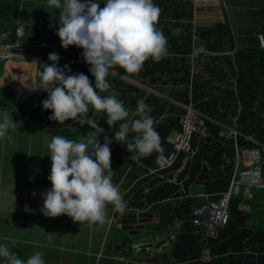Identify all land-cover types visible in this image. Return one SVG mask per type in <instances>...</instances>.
Returning a JSON list of instances; mask_svg holds the SVG:
<instances>
[{
	"label": "trees",
	"instance_id": "trees-1",
	"mask_svg": "<svg viewBox=\"0 0 264 264\" xmlns=\"http://www.w3.org/2000/svg\"><path fill=\"white\" fill-rule=\"evenodd\" d=\"M21 1L0 0V31L14 29ZM97 2L104 6V0ZM153 2L162 10L157 28L168 38L169 54L159 62L149 59L139 74H129L117 68L115 74L108 77L111 90L130 113H135L137 101L142 98L151 107V115L156 120L154 127L161 137L164 152L172 145L168 134L172 131L175 135L179 130V117L184 111L182 105L191 103L204 118L206 131L203 136L193 135L192 143L197 145V150L174 180L169 181L178 168L179 157L167 169L156 168L158 153L155 152L131 160L129 157L134 153H129L126 146L113 139L116 127L109 128L106 115H97V124L104 129L99 136L100 143L103 144L105 136L112 140L109 147L113 183L119 186L126 201L123 212L111 204L107 208L114 209V217L117 212H150L151 221L155 220L152 229L158 233L167 232L160 246L140 245L142 251L135 253L132 239L121 232L124 225L113 221L116 222L114 229L107 226L92 259L95 264H264V230L247 226L249 211L241 208L243 200H253L257 194L264 196V189L254 190L251 199L231 196L228 221L213 238L204 236L202 228L191 222L190 214L193 206L206 202V199L215 200L229 182L234 147L231 139L218 136L222 125L233 126L239 133L235 142L240 154L253 145L246 137L264 143V48L257 47L254 37L256 31L264 30V22L254 33L250 29L242 34V43L236 46L226 22L192 25V0ZM254 20L252 18V22ZM21 37L17 38L19 45ZM243 39L247 41L243 42ZM10 41H14L13 36ZM195 44L202 45L205 52L190 59ZM15 50L34 55L35 89L39 85L37 73L42 70L39 64L52 63L48 60L49 53L58 54V67L68 65L66 75L83 73L95 85L89 65L81 57L83 49L75 45L62 48L57 35L54 48L33 45ZM47 98L48 94L43 90L25 93L0 86V112L10 114L13 121L30 122L44 129L69 126L93 131L89 125L81 126L73 120L64 124L50 120L51 110L42 108L40 112V105L34 106ZM23 116H26L25 122L20 119ZM93 116L94 113H88V118ZM119 123L122 122H117V130ZM134 135L129 133L130 137ZM262 167L264 171V155ZM192 184L201 188L199 194L188 192ZM203 193L208 195L207 198L200 195ZM127 217L124 215L123 219L127 220ZM125 231L129 234L127 229ZM148 247L152 249L146 252ZM204 252L206 258H203Z\"/></svg>",
	"mask_w": 264,
	"mask_h": 264
},
{
	"label": "clouds",
	"instance_id": "clouds-1",
	"mask_svg": "<svg viewBox=\"0 0 264 264\" xmlns=\"http://www.w3.org/2000/svg\"><path fill=\"white\" fill-rule=\"evenodd\" d=\"M47 3L58 13L51 15L59 21L56 35L61 47L75 45L83 49L81 57L89 65L95 85L83 73L66 75L68 65L58 67L56 53L48 55L51 64H39L42 69L37 73L39 85L33 91L47 92L48 98L41 103L43 109L51 110L49 119L60 124L73 120L93 129L79 140L52 136L48 144L51 167L47 178L51 188L43 193L40 211L45 217L63 214L75 222L104 223L107 206L111 204L123 212L126 201L119 186L113 183L109 147L112 140L105 136L103 144L100 143L104 129L98 126L97 115H106L109 128L116 127L113 139L134 153L129 157L131 160L164 152L151 107L142 98L137 101L135 113H130L111 90L108 80L117 68L139 74L146 61L159 62L169 54L168 38L157 28L162 10L153 0H104L103 7L97 0H47ZM89 112L94 113L92 118H88ZM117 122H122L118 130ZM15 128L16 123L6 113L0 122V139ZM129 133L136 135L130 137ZM253 158L260 159L259 150H254ZM25 211L31 210L26 207ZM0 258L3 264H45L42 252L37 251L24 261L7 243L0 244Z\"/></svg>",
	"mask_w": 264,
	"mask_h": 264
},
{
	"label": "rangeland",
	"instance_id": "rangeland-1",
	"mask_svg": "<svg viewBox=\"0 0 264 264\" xmlns=\"http://www.w3.org/2000/svg\"><path fill=\"white\" fill-rule=\"evenodd\" d=\"M220 2L224 20L233 33L235 45L238 46L240 44L238 41V37L241 36L240 30L250 29L255 21L248 22L245 19L246 17L243 14V0H220ZM227 2L229 5L226 6ZM51 14L58 15L56 9L48 6L47 0H22L17 21L24 28V37L20 38L19 42H27L33 45L39 43L38 45L44 44L50 48H54L59 21L58 19H54ZM50 23L52 25L51 27L49 26ZM0 115V122H2L5 112H0ZM13 122L16 123V128L9 129L8 136L0 139V196L1 192H3V196L22 197L25 205L29 204L31 198L40 197V207L42 208L43 193L51 188V183L47 178L50 175L51 167L48 144L51 142L52 136L63 135L69 139L79 140L91 131L69 126L51 130L44 129L40 125L30 122L24 124L16 121ZM173 136L174 132L171 131L168 134V140L171 141ZM200 191L201 188L198 185L192 184L188 187V192L191 195L199 194ZM252 204L254 206L253 208H251ZM241 208L249 211V217L246 221L247 226L256 230H264V196L262 194H257L253 200H243ZM120 215L121 213L117 212L116 217L118 218ZM40 216V218H45L42 213H40ZM48 220L47 224L53 223L54 228L65 227V233L71 235L64 236L63 238L74 242H77L80 238L78 235H73L77 234L75 228L85 225L87 229H93L97 226L93 223L94 225L92 227V222L89 221L75 222L71 217L63 214L58 217H53V220ZM22 224L28 226L30 222L28 219H25ZM115 225L116 222L106 223V227L110 226L111 230L114 229ZM154 226L155 220L143 223V227L138 229L135 234H128L125 229L121 230V232L132 239L131 241L133 243L131 246L135 253H137L142 251L143 246L141 247L140 245H149L152 247L165 236L167 231L165 233H158L157 230L152 229ZM24 230L28 232L30 228L25 227ZM96 230H99V228H96ZM149 240L151 241L150 243H148ZM151 247H148L146 252ZM82 254L84 258L90 260V256H88L90 253H85L88 257H85L84 253ZM83 257H80L82 261L84 259Z\"/></svg>",
	"mask_w": 264,
	"mask_h": 264
},
{
	"label": "crops",
	"instance_id": "crops-1",
	"mask_svg": "<svg viewBox=\"0 0 264 264\" xmlns=\"http://www.w3.org/2000/svg\"><path fill=\"white\" fill-rule=\"evenodd\" d=\"M220 4V0H192V25L209 26L216 22H225ZM227 5H229L228 2ZM243 14L248 22L252 21V18L256 19L254 20V25L250 27L254 33L264 22V0H243ZM17 24H19L18 21ZM21 27L23 30L21 38H23L24 28L22 25ZM250 29L240 30V35L242 36V34ZM241 36L238 37L239 43H242ZM245 41L247 39H243V42ZM20 44L23 46H33V44H28L27 42ZM198 45L195 44L193 47H197ZM38 46L48 47L44 44ZM0 64V86L2 88L16 92H33L35 89L34 60H7ZM6 81L10 82L9 86H6ZM16 85H20V90H16ZM2 194L3 192H1L0 196V244L7 243L8 247L24 261L35 252L40 251L43 253L45 264H95L92 255L98 252L97 250L103 241L107 230L106 223L109 224L117 220L114 217L113 209L107 208L105 222L94 223L99 230H96V228L87 229L85 225L75 228L77 234L73 235H78L80 238L77 242H74L63 238L64 236L71 235L65 233V227L54 228L53 223L47 224L48 219L53 220V217L40 218V197L31 198L29 204L25 205L22 197H7ZM26 207L31 211L26 212ZM25 219H28L30 222L28 226L22 224ZM94 224L92 223L91 226L93 227ZM25 227L30 228V230L26 232L24 230ZM86 251L90 253L88 255L90 256V260L82 256V253H84V256L88 257L85 254L87 253ZM80 257L84 258L83 261ZM0 264H3L2 258H0Z\"/></svg>",
	"mask_w": 264,
	"mask_h": 264
},
{
	"label": "built area",
	"instance_id": "built-area-1",
	"mask_svg": "<svg viewBox=\"0 0 264 264\" xmlns=\"http://www.w3.org/2000/svg\"><path fill=\"white\" fill-rule=\"evenodd\" d=\"M23 34L22 27L16 24L13 30L0 31V62L7 60H34V55H24L16 51L19 45L17 38ZM14 37V41H10V37ZM257 47L264 48V30L257 31L254 35ZM26 47V46H24ZM205 49L202 45L193 47L189 55L190 59L196 58L199 54L204 53ZM10 82L6 81V86ZM16 90H20V85L15 86ZM183 113L179 117V130L171 140V148L158 154L155 159L157 169H167L177 161L178 168L173 172L169 181H173L175 175L180 172L184 164L191 158L193 153L197 150V145L192 143L194 134L203 136L206 131L204 118L191 105L187 103L182 105ZM239 135L233 126L222 125L218 131V136L233 141L234 159L232 164V171L229 182L224 191H222L215 200H207L206 202L195 205L191 208V222L202 228L204 236L213 238L217 235L220 228H222L228 221L229 211L228 204L230 197L233 195L240 196L241 199H251L254 190L264 189V171L262 167V157L264 155V143L255 141L250 137H246L252 146L246 148L242 154L239 153L236 145V137ZM254 150H259L260 159L254 160ZM207 198V194H200ZM203 258H206V252L203 253Z\"/></svg>",
	"mask_w": 264,
	"mask_h": 264
},
{
	"label": "water",
	"instance_id": "water-1",
	"mask_svg": "<svg viewBox=\"0 0 264 264\" xmlns=\"http://www.w3.org/2000/svg\"><path fill=\"white\" fill-rule=\"evenodd\" d=\"M40 105L41 109L40 112L42 111V104L41 103H35L34 106ZM21 120H25L26 116L20 117ZM127 215L130 216L131 218L129 220H124L123 216ZM152 220L151 213L150 212H139V213H127V214H121L119 218L117 219V223L120 222L124 226H122V229H127L131 230L129 231L130 234H135L138 229H141L143 227V223L150 222ZM126 222L128 224H126ZM136 222V223H135ZM139 243H144V242H139ZM150 243V240L149 242ZM163 243V240L161 239L158 241L156 244L153 245V247L160 246Z\"/></svg>",
	"mask_w": 264,
	"mask_h": 264
},
{
	"label": "flooded vegetation",
	"instance_id": "flooded-vegetation-1",
	"mask_svg": "<svg viewBox=\"0 0 264 264\" xmlns=\"http://www.w3.org/2000/svg\"><path fill=\"white\" fill-rule=\"evenodd\" d=\"M130 218H131V217L129 216V217H127L126 219L129 220ZM135 223H136V222H135ZM127 231H131V230H127Z\"/></svg>",
	"mask_w": 264,
	"mask_h": 264
}]
</instances>
